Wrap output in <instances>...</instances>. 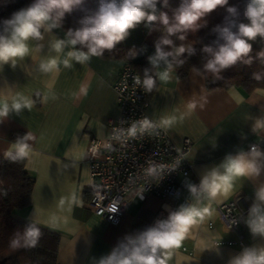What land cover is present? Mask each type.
<instances>
[{
  "label": "crops",
  "instance_id": "1",
  "mask_svg": "<svg viewBox=\"0 0 264 264\" xmlns=\"http://www.w3.org/2000/svg\"><path fill=\"white\" fill-rule=\"evenodd\" d=\"M173 10L161 11L171 17ZM66 33L60 26L45 33L41 41L30 40L28 56L18 59L15 67L10 63L0 66V95L9 105L15 99L33 101L31 109L10 112L0 123V157H5L16 141L14 136L31 133L33 139L28 143L32 151L24 163L25 171L34 178L30 203L13 209L11 216L59 234L58 264H99L125 236L135 234L133 224L143 225L159 210L167 217L168 209L174 207L169 198H134L113 224L88 206L91 192L86 148L91 137L107 134L108 120L119 113L112 83L125 61L103 55L84 63L71 60V67H65L63 61L71 48L57 54L50 45L54 39H66ZM149 35L154 44L166 33L162 25L154 23ZM178 35L172 36L175 47L182 44L177 43ZM49 58L57 59L58 72L40 71L39 64ZM155 78L157 84L146 115L176 145H181L184 138L192 141L186 156L196 179L226 155L248 153L252 145L264 153V130H253L256 121L264 118V89L256 88L251 93L234 86L208 90L204 75L193 69L179 77L176 69L159 67ZM191 103L196 104L193 111ZM258 162L264 166V156ZM261 184L264 171L258 178L238 181L230 196L203 200L199 207L209 206L212 214L190 229L180 247L164 250L166 264H229L245 248L264 247V237L252 235L247 227L248 212L239 221L243 246L214 244L215 240H237V235L220 221L216 206L236 198L251 206L254 189ZM186 194L183 189L182 196ZM188 203H195L190 194Z\"/></svg>",
  "mask_w": 264,
  "mask_h": 264
},
{
  "label": "clouds",
  "instance_id": "2",
  "mask_svg": "<svg viewBox=\"0 0 264 264\" xmlns=\"http://www.w3.org/2000/svg\"><path fill=\"white\" fill-rule=\"evenodd\" d=\"M82 2L83 0H33L27 7L14 12L3 21V30L0 31V66L10 63L15 67L18 59L30 54V40H43L45 33H51L52 29L60 27L66 14L71 13ZM159 3L161 0H100L98 8L80 22L79 28L69 29L66 39H54L50 47L57 54L70 47L68 59L63 63L65 67H71V60L84 63L91 57H102L106 51L111 52L139 25L159 23L164 27L166 35L155 43V53L149 57V61L154 67L163 63L167 69H171L170 58L176 59L186 52L192 54L193 49L184 44L175 47L170 37L179 34V40H186L188 33L205 26L207 17L223 7L226 8L227 15L213 29L222 43L203 48V52L209 57L203 66L204 71L219 78L221 72L239 62L250 64L251 42L257 37L264 38V0H247L243 13L246 23L237 22L239 10L235 6H229V0H180L171 17L164 11L157 15ZM162 6L167 8L169 0H162ZM165 46L172 51H166ZM130 55L135 58V51ZM258 56L264 58V51L258 53ZM178 63L182 65L184 61L179 60ZM39 69L43 73L58 72L57 59L49 58L41 62ZM164 75L167 77L168 71ZM253 78L260 80L261 76L254 73ZM135 82L142 84L148 92L156 85V80L147 74V70L145 78L141 81L137 76ZM32 106L33 101L28 98L15 99L9 105L7 98L0 95V123L10 112L19 113ZM195 107V103L189 105L192 111ZM148 127H151L149 121L144 120L141 129ZM253 130H264V118L256 121ZM136 131L135 125L129 130L133 136ZM32 139L31 133L17 138L4 153L5 158L13 162L28 158L32 151L28 141ZM262 156L264 153L255 146L248 153L226 155L218 165L201 175L198 184L186 185L195 203H184L176 209H168L166 218L157 219L152 226L125 236L109 254L99 260V264H166L164 250L180 247L190 229L202 222L205 216L212 214L209 206L199 207L203 200L230 196L238 181L258 178L264 171V166L258 162ZM162 171L163 168L149 169L153 175ZM246 224L252 235L264 237V184L254 189V199ZM40 237L39 227L30 224L22 236L17 234L11 240L10 247H35ZM229 264H264V247L245 248L232 257Z\"/></svg>",
  "mask_w": 264,
  "mask_h": 264
},
{
  "label": "built area",
  "instance_id": "3",
  "mask_svg": "<svg viewBox=\"0 0 264 264\" xmlns=\"http://www.w3.org/2000/svg\"><path fill=\"white\" fill-rule=\"evenodd\" d=\"M137 76L140 77L125 61L112 83L119 113L108 120L107 134L91 137L86 148L91 192L88 206L113 224L120 220L134 198L140 201L149 195L169 198L176 209L188 203L190 193L186 185L200 181L192 175V164L186 156L192 141L184 138L181 145H176L166 131L146 115L149 98L142 84H136ZM144 120L149 121L151 127L142 130ZM134 125L137 131L133 136L129 130ZM152 167L163 168V171L153 175L149 172ZM183 189L187 190L184 196ZM249 208L242 198L216 206L220 221L237 235V240H215L214 244L244 245L239 221ZM163 218L166 214L159 210L144 226L150 227Z\"/></svg>",
  "mask_w": 264,
  "mask_h": 264
},
{
  "label": "trees",
  "instance_id": "4",
  "mask_svg": "<svg viewBox=\"0 0 264 264\" xmlns=\"http://www.w3.org/2000/svg\"><path fill=\"white\" fill-rule=\"evenodd\" d=\"M33 0H0V31L3 30V21L10 18L12 14L24 6L31 4ZM100 0H83L82 4L71 13L66 14L61 27L67 32L69 29H76L81 26L80 22L87 16L93 14L98 8ZM180 4V0H169L167 8L175 9ZM247 0H229V6H235L239 10V22H247L243 13ZM165 7L161 3L157 5V15ZM227 15L226 8H219L207 17V23L201 27L192 39V54L185 53L176 59L170 58L172 68L177 70L178 76L182 77L189 70H196L204 75L205 86L208 90L229 87H238L246 93H251L256 88L264 89V58L258 53L264 51V38L257 37L252 41V52L250 53L252 62L246 64L237 63L220 73L219 78L204 71V64L209 58L203 52L205 46L215 47L222 43L213 31L214 27L221 24ZM154 25V24H153ZM139 25L130 32V35L120 42L111 52L106 51L104 56L121 58L130 63L132 68L140 75L142 80L145 72L155 78L156 68H166L161 63L159 67H154L149 57L155 53V45L147 40V35L152 26ZM235 31V29H233ZM135 51L136 56L132 58L130 53ZM169 51V50H166ZM179 60H183L181 65ZM258 73L260 80L253 78V74ZM157 84V82H156ZM147 91L148 98L153 94ZM24 135L14 136L16 140ZM24 160L13 162L5 157H0V264H58L57 253L60 244L59 234L48 229L39 227L41 237L35 247H10L11 240L17 235H23L25 229L31 224L19 221L11 216V211L15 208H23L30 203V194L34 184V178L24 169ZM148 227L140 224H133L131 230L134 233L142 231Z\"/></svg>",
  "mask_w": 264,
  "mask_h": 264
},
{
  "label": "rangeland",
  "instance_id": "5",
  "mask_svg": "<svg viewBox=\"0 0 264 264\" xmlns=\"http://www.w3.org/2000/svg\"><path fill=\"white\" fill-rule=\"evenodd\" d=\"M197 32L198 31H196V32H190V33H188L187 34V38H186V40H184V41H181V40H179L178 38L176 39L177 40V43H182V44H184V45H190L191 47H192V39L195 37V35L197 34ZM153 34V33H152ZM153 36V35H152ZM151 36V38L153 39V37ZM171 39H172V37H170ZM147 40L148 41H151L150 40V35L149 36H147ZM155 43H156V41H154ZM154 43V44H155ZM165 49L166 50H169V47H167V46H165Z\"/></svg>",
  "mask_w": 264,
  "mask_h": 264
}]
</instances>
